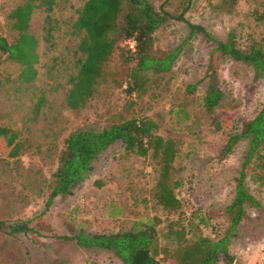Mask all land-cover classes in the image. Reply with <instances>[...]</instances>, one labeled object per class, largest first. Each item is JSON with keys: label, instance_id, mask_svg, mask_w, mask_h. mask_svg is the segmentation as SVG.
I'll return each instance as SVG.
<instances>
[{"label": "rangeland", "instance_id": "rangeland-1", "mask_svg": "<svg viewBox=\"0 0 264 264\" xmlns=\"http://www.w3.org/2000/svg\"><path fill=\"white\" fill-rule=\"evenodd\" d=\"M20 1L0 0V34L8 41L16 32L9 27L7 13ZM83 1L53 0L57 24L50 43L41 35L44 11H32L29 30L37 39L39 59L32 82L19 81L21 66L0 54V126L13 131L16 143L21 142L15 155L0 149V220L25 221L31 227L15 236L0 232V264H121L110 250L79 247L74 235L127 229L134 220L153 216L159 220L157 245L167 253L169 249V254L179 235L186 241L223 238L228 257L218 252L212 264H264V156L250 159L239 182L246 140H237L230 151L220 154L228 135L238 133L264 104V71L255 75L248 64L218 58L213 67L223 100L207 113L201 97L208 84L205 73L213 41L200 32L190 33L183 22L169 21L155 30L148 52L160 57L174 50L168 71L145 72L143 89L127 96L123 91L127 70L113 51L105 63L111 73L105 83L82 108L71 110L63 100L64 75L56 88L46 68L52 56L74 48L75 39L64 32ZM256 12L264 14V0H193L184 16L214 39L225 40L231 34L241 49L256 42L264 50V19H255ZM41 93L44 102L34 112ZM219 115L228 117L227 128L211 125ZM129 116L149 118L162 138L175 143L171 178L179 208L163 209L155 203L156 162L149 155L125 150L120 142L94 158L88 177L70 194L58 195L46 205L67 133ZM237 183L252 200L242 203V214L231 227ZM178 228L182 231L171 235ZM170 258L174 259L172 254Z\"/></svg>", "mask_w": 264, "mask_h": 264}, {"label": "trees", "instance_id": "trees-1", "mask_svg": "<svg viewBox=\"0 0 264 264\" xmlns=\"http://www.w3.org/2000/svg\"><path fill=\"white\" fill-rule=\"evenodd\" d=\"M193 0H162L153 4L150 0H84L75 8V18L69 23L65 35L73 37L76 44L72 51L50 58L53 85L60 86L58 79L63 77V100L71 110L82 108L87 100L96 92L99 85L105 83L109 73L105 68L108 57L117 51L119 61L126 67L127 80L124 83L125 95L139 93L145 83V72L160 73L170 69L174 50L163 56L153 57L148 54L153 41V33L169 21H180L186 24L190 33L200 32L206 39L212 40L214 47L210 51L205 76L208 84L201 97L204 111L212 113L220 106L223 92L216 83V69L213 63L220 57H228L250 65L255 75L264 71V50L256 43H249L244 49L235 45L232 35L225 40L214 39L205 29L188 22L185 13ZM53 0H21L8 13L9 27L16 32V37L8 41L0 34V54L16 62L21 69L18 80L24 83L33 81L36 75L38 55L35 52L37 39L29 30L31 13L35 8L44 11L42 39L50 43L57 19L52 16ZM255 19L263 20L264 14L256 12ZM134 41V50H130L123 42ZM49 74V73H48ZM119 85V83H115ZM121 85V84H120ZM187 88H192L188 85ZM44 102L41 93L33 105L37 112ZM215 128H227L226 115L215 116L211 120ZM246 140L244 159L239 170V182L246 175L248 162L254 155L264 156V104L249 120L243 122L238 133L229 134L220 154L231 150L237 140ZM13 131L0 126V149L7 155H15L21 142L16 143ZM120 142L124 149L139 156L149 155L158 166L157 178L152 190L155 203L163 209L179 208V200L173 192L171 171L176 155V146L171 139L162 138L155 131V124L145 116H129L111 122L99 128L76 127L70 130L63 139V150L58 157L57 166L52 174L45 204L62 194H70L89 175L94 158L110 144ZM20 145V147H19ZM252 198L240 183L235 186V195L231 205L237 206L236 216L231 220L233 227L242 214V203ZM159 220L149 217L134 220L129 228L117 231H100L96 233L77 232L73 239L79 247H97L112 251L121 264H212L220 252L224 257L226 248L224 239L211 241L198 238L186 241L180 238L171 248L160 250L157 242V226ZM31 230L25 221L5 222L0 220V232L15 236ZM182 231L172 230L171 235Z\"/></svg>", "mask_w": 264, "mask_h": 264}, {"label": "built area", "instance_id": "built-area-1", "mask_svg": "<svg viewBox=\"0 0 264 264\" xmlns=\"http://www.w3.org/2000/svg\"><path fill=\"white\" fill-rule=\"evenodd\" d=\"M123 44L126 45L130 50H134V41L132 39H126Z\"/></svg>", "mask_w": 264, "mask_h": 264}]
</instances>
